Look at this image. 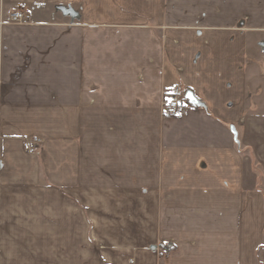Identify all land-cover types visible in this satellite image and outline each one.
<instances>
[{
	"label": "crops",
	"instance_id": "crops-1",
	"mask_svg": "<svg viewBox=\"0 0 264 264\" xmlns=\"http://www.w3.org/2000/svg\"><path fill=\"white\" fill-rule=\"evenodd\" d=\"M1 21L0 264H264V0ZM176 86L205 106L167 117Z\"/></svg>",
	"mask_w": 264,
	"mask_h": 264
},
{
	"label": "built area",
	"instance_id": "built-area-1",
	"mask_svg": "<svg viewBox=\"0 0 264 264\" xmlns=\"http://www.w3.org/2000/svg\"><path fill=\"white\" fill-rule=\"evenodd\" d=\"M26 16L24 11H18L11 14L5 22L7 23H24ZM3 23V21L1 22ZM184 91L180 86L172 88L170 91L165 93L164 96V108L167 117H178L185 113L186 103L184 99ZM43 140L40 138L27 139L25 141L26 149L30 154H36L38 147L42 145Z\"/></svg>",
	"mask_w": 264,
	"mask_h": 264
},
{
	"label": "water",
	"instance_id": "water-1",
	"mask_svg": "<svg viewBox=\"0 0 264 264\" xmlns=\"http://www.w3.org/2000/svg\"><path fill=\"white\" fill-rule=\"evenodd\" d=\"M185 99L191 106H194V107H204L205 106V104L201 102L192 91H189L186 93ZM231 129L234 133L235 138H237V132L235 128L232 127Z\"/></svg>",
	"mask_w": 264,
	"mask_h": 264
},
{
	"label": "trees",
	"instance_id": "trees-1",
	"mask_svg": "<svg viewBox=\"0 0 264 264\" xmlns=\"http://www.w3.org/2000/svg\"><path fill=\"white\" fill-rule=\"evenodd\" d=\"M183 91H184V93H187V92H189L191 90L190 89L183 88ZM185 103H186L187 106H190V104L187 101H185ZM161 247H162V245L159 246L160 249H161Z\"/></svg>",
	"mask_w": 264,
	"mask_h": 264
},
{
	"label": "rangeland",
	"instance_id": "rangeland-1",
	"mask_svg": "<svg viewBox=\"0 0 264 264\" xmlns=\"http://www.w3.org/2000/svg\"><path fill=\"white\" fill-rule=\"evenodd\" d=\"M1 22H2V21H1ZM1 22H0V23H1ZM232 127H233V126H232ZM232 127H231V128H232ZM231 128H230V130L232 131V129H231ZM232 133H233V131H232ZM233 134H234V133H233Z\"/></svg>",
	"mask_w": 264,
	"mask_h": 264
}]
</instances>
